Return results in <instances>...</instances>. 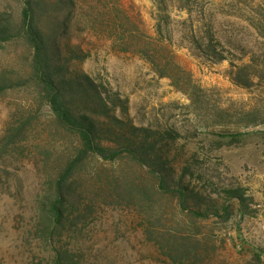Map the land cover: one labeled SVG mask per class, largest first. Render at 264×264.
Segmentation results:
<instances>
[{
  "label": "rangeland",
  "instance_id": "obj_1",
  "mask_svg": "<svg viewBox=\"0 0 264 264\" xmlns=\"http://www.w3.org/2000/svg\"><path fill=\"white\" fill-rule=\"evenodd\" d=\"M20 2L0 0V15L17 19ZM65 2L41 0V27L58 23L67 73L88 76L108 114L74 106L101 128L120 129L115 116L169 132L159 144L172 176L200 196L189 207L218 216L194 217L170 196L147 200L133 187L151 178L133 162L90 158L69 184L72 218L50 239L40 203L77 143L28 82L0 91V264H53L62 249L78 264H264V0ZM198 27H210L225 60L196 57ZM29 56L24 40L0 42V78L28 80ZM242 67L246 88L231 75ZM185 166L193 178L181 177Z\"/></svg>",
  "mask_w": 264,
  "mask_h": 264
},
{
  "label": "trees",
  "instance_id": "obj_2",
  "mask_svg": "<svg viewBox=\"0 0 264 264\" xmlns=\"http://www.w3.org/2000/svg\"><path fill=\"white\" fill-rule=\"evenodd\" d=\"M17 10V19L11 14L0 15V42H9L15 39L24 40L29 51V77L28 80L14 81L5 77L0 78V91L23 86L30 82L39 97L49 107L55 124L76 139L77 145L73 153L64 161L63 165L50 181L49 194L40 203L42 221L46 225V233L50 239L54 232L71 217L72 206L68 202L71 193L69 184L74 180L77 171L90 159L97 158L104 162L114 163L119 160H128L137 165L151 179V186H134V191L147 200L154 195L170 196L178 199L182 211L192 216L207 217L208 213L217 215L214 207L206 212L191 209L188 201L200 198L198 192L181 180L174 179V171L168 166L167 156L160 141L172 139L169 132L153 131L150 128L135 127L125 124L124 121L111 116L114 125L119 127L113 130L110 126L102 127L90 118L89 114L80 111L74 102L86 103V109L100 108L97 115H107L105 100L97 86L83 73H67L65 62L60 51L54 46V35L58 23L49 19V32L42 29V16L38 14L41 0H20ZM62 5L66 0H57ZM203 12H200V14ZM51 20V21H50ZM202 32L198 27L191 35L189 45L195 49L196 57L214 63L225 60V56L218 51V43L211 33L210 27ZM232 72L234 84L249 87L253 82L242 67ZM234 73V74H233ZM68 74V75H67ZM165 73L162 72L161 75ZM242 81V82H241ZM94 104V107L92 105ZM93 111V112H94ZM16 131L18 135L22 130ZM193 178L190 166L182 169L181 177ZM153 180V181H152ZM230 199H235L240 208L247 209L244 196L240 189L227 191ZM223 218L229 215V205L222 204ZM72 223H74L72 221ZM75 227V225H73ZM53 264H78L67 250L55 252Z\"/></svg>",
  "mask_w": 264,
  "mask_h": 264
}]
</instances>
